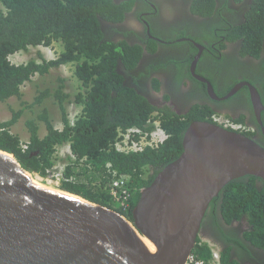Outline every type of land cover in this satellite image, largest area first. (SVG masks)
I'll return each mask as SVG.
<instances>
[{
	"label": "trees",
	"instance_id": "obj_1",
	"mask_svg": "<svg viewBox=\"0 0 264 264\" xmlns=\"http://www.w3.org/2000/svg\"><path fill=\"white\" fill-rule=\"evenodd\" d=\"M194 0V13L205 14L212 9L213 0ZM133 7V0L116 3L114 0H0V103L12 98L22 99V87L35 76H45L54 68L74 65V76L81 88L75 103L83 108L75 126L67 120L66 105L70 95L65 93L63 80L54 92L46 90L33 105H41L53 98L61 110L63 129L52 124L47 110L35 120L26 122L29 132L27 149L23 150L20 137L12 133L26 110L24 103L12 118L0 122V151L14 155L22 168L30 174L45 178L53 168V155L57 146L70 143L76 163L69 166L66 181L60 190L84 200L118 211L108 192L112 176L107 165H112L119 177L127 180L137 191L132 201L136 206L140 190L148 187L160 171L177 160L183 152V136L192 121L210 122L214 112L202 117L194 112L192 118H181L172 111L155 108L145 96L124 83L120 72L134 70L143 50L126 41L116 43L105 34V23L124 21ZM242 30L244 49L258 57L264 34V0H254L246 21L238 26ZM234 30H237L236 28ZM60 43L63 51L54 61L30 60L16 65L11 56L28 52L30 48H49ZM154 52V50H151ZM31 107V106H30ZM165 139L155 146L140 151H121L117 148L123 134L134 130L130 145L142 137L150 140L156 130L155 123ZM40 124L46 135L40 136ZM218 209L222 218L247 222L245 238L254 247L264 251V181L247 176L228 184L215 198L206 212ZM132 211L126 216L133 222ZM193 254L204 264H212L209 244L198 239ZM221 264H237L225 255Z\"/></svg>",
	"mask_w": 264,
	"mask_h": 264
},
{
	"label": "water",
	"instance_id": "obj_2",
	"mask_svg": "<svg viewBox=\"0 0 264 264\" xmlns=\"http://www.w3.org/2000/svg\"><path fill=\"white\" fill-rule=\"evenodd\" d=\"M252 96L258 103L254 89ZM30 176L0 151V264H186L221 191L247 176L264 181V148L213 123L192 122L181 156L140 192L133 222Z\"/></svg>",
	"mask_w": 264,
	"mask_h": 264
},
{
	"label": "flooded vegetation",
	"instance_id": "obj_3",
	"mask_svg": "<svg viewBox=\"0 0 264 264\" xmlns=\"http://www.w3.org/2000/svg\"><path fill=\"white\" fill-rule=\"evenodd\" d=\"M193 1L133 0L123 22L104 24L116 43L143 50L134 70L120 67L124 83L155 108L181 118L214 112L210 120L217 115L239 124L247 131L241 134L264 148V34L256 57L244 49L238 30L254 0H213L205 14L193 12ZM247 228L244 220L228 223L214 209L204 217L198 239L216 246L220 259L264 264V251L245 238Z\"/></svg>",
	"mask_w": 264,
	"mask_h": 264
},
{
	"label": "rangeland",
	"instance_id": "obj_4",
	"mask_svg": "<svg viewBox=\"0 0 264 264\" xmlns=\"http://www.w3.org/2000/svg\"><path fill=\"white\" fill-rule=\"evenodd\" d=\"M62 51V45L60 43H55L49 48H30L28 52H19L11 56L10 59L16 65L25 64L30 60H37L38 62H41L42 60L54 61L60 56ZM59 80H63V91L70 95V101L73 100L74 97L79 93L81 84L74 76V65H66L52 69L50 73L45 76L37 75L32 79L31 82L26 83L22 87L23 97L21 100L12 98L7 103H0V122L10 120L12 118V111L21 110L23 108L22 103H24L26 110L19 119L18 123L12 128V133L19 136L23 143L29 140V132L26 128V122L38 118L43 110L48 111L52 120V124L56 129L63 128L61 110L56 105V102L53 98H47L41 105H33L36 98H38L40 94L46 90L54 93L61 86ZM70 101L66 105V109L73 110L74 106H70ZM46 133L47 131L45 125L40 124V136L44 137ZM154 138L158 141L161 140L164 138L163 132L157 128L154 133ZM126 143L127 141L125 140L120 145V148L129 150L126 146Z\"/></svg>",
	"mask_w": 264,
	"mask_h": 264
},
{
	"label": "built area",
	"instance_id": "obj_5",
	"mask_svg": "<svg viewBox=\"0 0 264 264\" xmlns=\"http://www.w3.org/2000/svg\"><path fill=\"white\" fill-rule=\"evenodd\" d=\"M11 60V59H10ZM12 62V61H11ZM13 63V62H12ZM74 106L73 110H68L67 109V120L70 124V126H75L76 122L78 121L79 117L82 114L83 108L81 106H78L75 103V97L73 100L70 101V106ZM73 111V112H72ZM212 122L215 125H218L226 130L232 131V132H237V133H243L247 132L245 129L240 126L239 124L233 123L229 121L226 118H223L221 116H213ZM155 126L157 128L159 127V123H155ZM156 128V129H157ZM58 129V130H62ZM159 129V128H158ZM248 130V129H247ZM134 132V130L128 131L126 134H123L124 140L121 143H118L117 148L121 151H140L146 146H155L161 143L165 139L162 138L161 140H157L154 138V133L151 135L150 140L147 139V137H142L139 142H133L130 145L129 139L131 138V134ZM164 134V133H163ZM127 141L126 146L129 150H124L120 148V145L124 142ZM23 150L27 149V142H24L22 144ZM53 162L54 166L48 171V175L45 178L40 177L38 174H31L34 177H40L42 182L46 183L47 185L54 187L56 189H60L62 184L66 181H71L68 180L65 177V172L69 166H72L73 164L76 163V157L72 153L71 145L70 143L64 144L62 146H57L55 153L53 155ZM74 166V165H73ZM108 172L112 176V181L108 185V192L112 198V202L115 204L116 209L118 210L117 213L126 218L127 220L128 217L126 216L132 211V201L134 199V196L137 191L132 190L129 185L127 180L123 177H119L116 171H112V165L108 164L107 165ZM142 190H140L141 192ZM116 212V211H115ZM130 221V220H129ZM209 247L212 251L213 259H212V264H221L220 262V255L219 251L211 243H208ZM186 264H204L202 261L197 260L195 255L192 253L190 257L188 258V261Z\"/></svg>",
	"mask_w": 264,
	"mask_h": 264
},
{
	"label": "bare ground",
	"instance_id": "obj_6",
	"mask_svg": "<svg viewBox=\"0 0 264 264\" xmlns=\"http://www.w3.org/2000/svg\"><path fill=\"white\" fill-rule=\"evenodd\" d=\"M30 177H31V180H32L33 182H35V183H38V184H40V185H43V186H46V187H49V188H52V189H55V190L61 191V190H59V189H56V188L51 187V186H49V185H46L45 183L42 182V180H41L40 177H34V176H32V175H31ZM143 240H144V242L147 244L148 247H154V245L151 244V243H150L149 241H147L146 239H143Z\"/></svg>",
	"mask_w": 264,
	"mask_h": 264
},
{
	"label": "clouds",
	"instance_id": "obj_7",
	"mask_svg": "<svg viewBox=\"0 0 264 264\" xmlns=\"http://www.w3.org/2000/svg\"><path fill=\"white\" fill-rule=\"evenodd\" d=\"M240 134V133H239Z\"/></svg>",
	"mask_w": 264,
	"mask_h": 264
}]
</instances>
